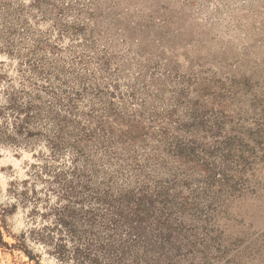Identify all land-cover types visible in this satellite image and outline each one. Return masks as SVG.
Masks as SVG:
<instances>
[{"label": "trees", "instance_id": "trees-1", "mask_svg": "<svg viewBox=\"0 0 264 264\" xmlns=\"http://www.w3.org/2000/svg\"><path fill=\"white\" fill-rule=\"evenodd\" d=\"M92 8L81 0H0V53L14 61L0 69V121L11 120L40 157L27 179L8 187L32 208L28 225L38 226L26 227L21 244L9 233L10 243L0 219V246L31 264H41V251L57 264L220 263L245 241L228 244L217 216L248 187L256 146L225 129L232 114H209L184 87L175 105L159 110L142 99L128 111L123 98L136 96V84L123 93L110 57L95 50L86 32ZM41 142L46 152L36 151ZM124 149L128 171L111 163Z\"/></svg>", "mask_w": 264, "mask_h": 264}, {"label": "rangeland", "instance_id": "rangeland-1", "mask_svg": "<svg viewBox=\"0 0 264 264\" xmlns=\"http://www.w3.org/2000/svg\"><path fill=\"white\" fill-rule=\"evenodd\" d=\"M81 2L93 7L94 15L87 22L86 32L92 30L95 50L110 57L112 70L117 68L123 93L128 85L136 84V96L123 98L128 111L139 108L142 99L146 106L158 105L159 110L175 105L173 97L184 87L187 99L200 98L209 114L221 109L232 114L225 122V129L241 132L250 141V147L256 146L257 158L255 168L248 172V187L242 195L230 199L226 211L217 216L228 244L233 239L245 238L240 247H231L227 255L237 259L230 264H242L251 248H264V238L252 240L256 233L264 236V22L247 26L246 34L240 31V25L231 19L235 0H220L225 7H216V0ZM62 42L67 45L70 41L66 37ZM13 62L8 55L0 53V69ZM95 65L91 63L88 67ZM177 114H182V108ZM258 135L261 137L254 141ZM117 147L118 151L122 150L121 145ZM125 151V157L122 155L119 161L115 157L111 163L116 167L122 164L128 171L132 164ZM8 187L5 189L4 178L0 177V219L5 218L7 230L3 228V232L12 243L19 208L2 214V207L8 205L4 196L12 199ZM20 222L26 229L28 215ZM250 240L251 244L245 247ZM0 249L12 264H31L20 250L1 246ZM41 252V264H57ZM224 259L217 264H226Z\"/></svg>", "mask_w": 264, "mask_h": 264}, {"label": "clouds", "instance_id": "clouds-1", "mask_svg": "<svg viewBox=\"0 0 264 264\" xmlns=\"http://www.w3.org/2000/svg\"><path fill=\"white\" fill-rule=\"evenodd\" d=\"M215 6L225 7V5L220 3V0H216ZM232 7L234 8V12L231 19L234 24L240 25V31H245V34L247 26L264 22V0H235ZM0 126L3 128L4 136L3 140L0 141V169H5L4 172H0V177L4 178V187L7 189L9 181L27 179L25 172L31 168L32 164H38L40 162V157L36 160L33 159V155L35 154L34 150L26 146L23 135H17V129L11 120L7 122L0 121ZM26 134L27 133H25V135ZM8 136L14 137V142L9 141L7 139ZM36 151L41 153L46 152L43 142L37 146ZM17 156L19 158H17ZM9 166H11V171H8ZM22 190L23 185H19L16 190L17 195ZM4 200L8 201V205L21 204L18 209V214L15 216L17 226L12 229L21 244L26 238V229L25 224L20 221L22 217H26L28 213L31 212L32 208L26 204L24 197L18 196V199L14 198L10 200L9 197L5 195ZM40 211L44 212V209L41 208ZM0 223H2V221H0ZM37 226L36 224H30L28 228H35ZM22 229H25L24 233L21 232ZM261 238H264V236L260 233H256V236L252 237V240H260ZM250 244L251 240L246 242L245 247H248ZM0 264H12V260L4 255L3 249H0ZM242 264H264V248L259 246L251 248L249 252L244 255Z\"/></svg>", "mask_w": 264, "mask_h": 264}]
</instances>
